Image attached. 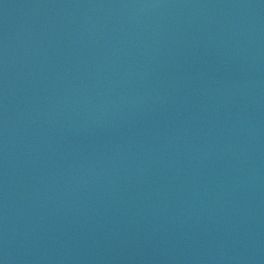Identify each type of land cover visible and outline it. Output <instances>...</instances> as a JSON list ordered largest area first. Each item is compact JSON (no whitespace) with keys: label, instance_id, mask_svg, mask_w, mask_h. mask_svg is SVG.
Returning <instances> with one entry per match:
<instances>
[{"label":"water","instance_id":"95a60500","mask_svg":"<svg viewBox=\"0 0 264 264\" xmlns=\"http://www.w3.org/2000/svg\"><path fill=\"white\" fill-rule=\"evenodd\" d=\"M0 264H264V0H0Z\"/></svg>","mask_w":264,"mask_h":264}]
</instances>
